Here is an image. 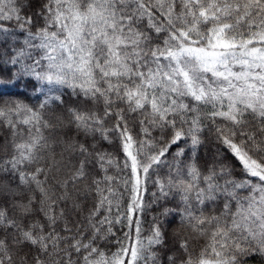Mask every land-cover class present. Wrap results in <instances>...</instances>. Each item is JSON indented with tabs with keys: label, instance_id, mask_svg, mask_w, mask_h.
Returning <instances> with one entry per match:
<instances>
[{
	"label": "snow or ice",
	"instance_id": "6c2138e0",
	"mask_svg": "<svg viewBox=\"0 0 264 264\" xmlns=\"http://www.w3.org/2000/svg\"><path fill=\"white\" fill-rule=\"evenodd\" d=\"M254 261L264 0H0V264Z\"/></svg>",
	"mask_w": 264,
	"mask_h": 264
},
{
	"label": "trees",
	"instance_id": "16d2710c",
	"mask_svg": "<svg viewBox=\"0 0 264 264\" xmlns=\"http://www.w3.org/2000/svg\"><path fill=\"white\" fill-rule=\"evenodd\" d=\"M38 96V93H32L31 94V103L35 104L38 102L37 100V97ZM41 99H43V97H40ZM214 149L211 147V146H208L206 148H203L201 150V156H205L206 154H209L211 153V151H213ZM167 171V169H162L161 170V175H163L165 172ZM152 191H155V188L149 184V192L145 195V200H150L151 199V192ZM178 203V200H175V199H170L168 201V206L169 207H175V205ZM156 213L154 211H149L145 214L144 216V225H145V228L147 229L149 223L151 222V219H152V216L155 215ZM165 227L167 228V231L169 233V235H171V233L178 229L179 225L178 223H166ZM253 264H256V262L254 261Z\"/></svg>",
	"mask_w": 264,
	"mask_h": 264
}]
</instances>
